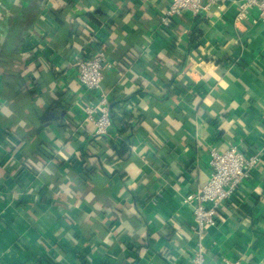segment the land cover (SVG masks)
<instances>
[{
    "label": "crops",
    "instance_id": "1",
    "mask_svg": "<svg viewBox=\"0 0 264 264\" xmlns=\"http://www.w3.org/2000/svg\"><path fill=\"white\" fill-rule=\"evenodd\" d=\"M29 1L0 0V264H191L183 198L232 144L260 164L204 232L205 263L264 264V24L238 20V0L166 20L168 0H38L21 56ZM100 48L103 136L75 66Z\"/></svg>",
    "mask_w": 264,
    "mask_h": 264
},
{
    "label": "built area",
    "instance_id": "2",
    "mask_svg": "<svg viewBox=\"0 0 264 264\" xmlns=\"http://www.w3.org/2000/svg\"><path fill=\"white\" fill-rule=\"evenodd\" d=\"M208 6L210 4L206 0H168L164 19L183 12L198 16ZM237 10L238 20L251 18L255 23L264 24V0H238ZM75 66L79 82L91 98V104L85 107V120L94 125L96 134L107 135L112 126V113L109 99L102 92V82L105 68L112 66L109 57L104 51H99L91 57L78 58ZM259 164L258 153L244 152L237 144L223 151L216 146L211 148L209 179L197 192H191L183 198V203L192 208V229L199 238L191 264H206L205 246L201 241L204 232L217 222L221 208L234 199L242 183L252 177ZM222 264L242 262L225 256Z\"/></svg>",
    "mask_w": 264,
    "mask_h": 264
},
{
    "label": "trees",
    "instance_id": "3",
    "mask_svg": "<svg viewBox=\"0 0 264 264\" xmlns=\"http://www.w3.org/2000/svg\"><path fill=\"white\" fill-rule=\"evenodd\" d=\"M30 3H28L27 5H24L23 8H21V10H25L23 11V13L18 16V18L16 20H13L14 22L11 24V35H10V38L12 41H14V46H16V54L17 55H23L25 51L27 50H30L29 47L26 45L25 43V37L31 33L34 32L35 28L33 26V23H34V18L37 14V10H38V0H31L29 1ZM33 10H36V11H33ZM104 52H108L106 49L100 48V51H103ZM31 57H29V59L31 60V62H34L33 64L35 65L36 64V67H39V60H38V54H34L33 52H31ZM29 76V74L27 75ZM58 113V111H56V109H50L49 111H46L45 114L43 115L44 116V119H47L50 117V115H54ZM85 157L84 158H87L88 157H92V156H95V157H98L97 155H93L91 153H86L84 154ZM97 160L95 159V162L96 163ZM93 163V165L95 166V164ZM27 166H22L21 168H19V171L21 169H24L26 168ZM89 171V170H88ZM88 171H85L84 172V177H88L90 175H92V171L93 170H90V172Z\"/></svg>",
    "mask_w": 264,
    "mask_h": 264
}]
</instances>
